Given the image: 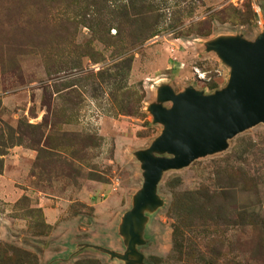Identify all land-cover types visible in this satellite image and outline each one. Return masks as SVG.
<instances>
[{"label": "rangeland", "instance_id": "obj_1", "mask_svg": "<svg viewBox=\"0 0 264 264\" xmlns=\"http://www.w3.org/2000/svg\"><path fill=\"white\" fill-rule=\"evenodd\" d=\"M61 1L0 0V264H264V124L163 172L159 204L137 227L141 260L119 258L144 181L137 154L163 130L148 112L158 89H224L230 68L207 44L253 42L264 0H144L157 36L135 47L127 32L101 44L86 26L67 27L91 3Z\"/></svg>", "mask_w": 264, "mask_h": 264}, {"label": "water", "instance_id": "obj_2", "mask_svg": "<svg viewBox=\"0 0 264 264\" xmlns=\"http://www.w3.org/2000/svg\"><path fill=\"white\" fill-rule=\"evenodd\" d=\"M207 51L215 52L230 68L224 89L204 95L187 88L175 94L162 86L157 92L158 103L148 107L152 122L163 130L147 150L137 154L144 181L132 209L123 216L121 228L128 242L125 255L119 258L124 261L141 260L135 249L142 244L137 227L143 210L159 204L155 192L163 172L185 168L198 158L223 151L229 139L264 124V32L253 42L219 38L207 44ZM163 103L170 107L164 108Z\"/></svg>", "mask_w": 264, "mask_h": 264}, {"label": "trees", "instance_id": "obj_3", "mask_svg": "<svg viewBox=\"0 0 264 264\" xmlns=\"http://www.w3.org/2000/svg\"><path fill=\"white\" fill-rule=\"evenodd\" d=\"M89 9L92 10L85 15L72 14L71 18L65 20V24H68L67 27H77L79 24L86 26V28L94 32L95 40L101 44H110L111 39L114 38L116 41H124L123 34L127 32V37L130 38L131 46H138L148 39L157 36L156 33V24L150 23L148 20L156 11L149 4H146L144 0H126V5H123L116 13H104L102 9H96L99 3L107 5L112 0H88ZM62 2L61 0H45L48 9H55L56 5ZM83 18V20L81 19ZM80 19V21H79ZM61 20V19H60ZM116 29L115 36L109 34V29ZM210 26L208 23H205L199 31L200 36H205L203 32L208 33ZM130 30V32H129ZM57 38L63 39L64 36L54 34ZM125 52H120L115 55V58H119L120 61H125L124 59Z\"/></svg>", "mask_w": 264, "mask_h": 264}]
</instances>
